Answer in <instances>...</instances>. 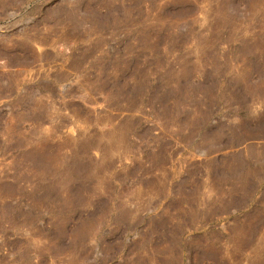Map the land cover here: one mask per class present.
I'll list each match as a JSON object with an SVG mask.
<instances>
[{
  "label": "rangeland",
  "instance_id": "374dc122",
  "mask_svg": "<svg viewBox=\"0 0 264 264\" xmlns=\"http://www.w3.org/2000/svg\"><path fill=\"white\" fill-rule=\"evenodd\" d=\"M0 264H264V0H0Z\"/></svg>",
  "mask_w": 264,
  "mask_h": 264
}]
</instances>
